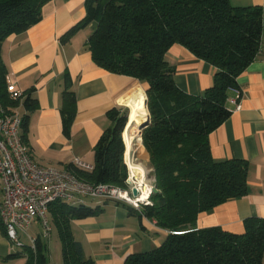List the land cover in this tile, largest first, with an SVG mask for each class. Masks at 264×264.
Instances as JSON below:
<instances>
[{"label":"trees","instance_id":"trees-1","mask_svg":"<svg viewBox=\"0 0 264 264\" xmlns=\"http://www.w3.org/2000/svg\"><path fill=\"white\" fill-rule=\"evenodd\" d=\"M47 1L0 0V52L9 35L41 20V7ZM84 9L82 20L62 34L61 42L93 23L86 41L93 61L111 73L140 81L150 116L140 139L157 192H151L149 203L139 210L130 206L128 210L140 222L153 221L165 236L156 248L127 255L123 264H261L264 219H244L240 233L218 226L196 227L200 213L247 192V162L215 161L208 135L230 115V91L238 90V76L258 54L261 7L234 6L230 0H84ZM175 43L216 68L213 84L200 95L185 93L174 82L176 67L168 62L166 52ZM7 72L0 53V108L12 112L22 107L25 141L29 113L38 105L35 89H10ZM63 82L60 118L62 133L69 137L76 96L67 73ZM125 110L108 112L111 124L93 148L91 169L75 164L65 169L89 183L127 188ZM85 199L74 204L56 200L48 207L49 222L61 242L62 264H95L74 239L71 221L101 214L109 201L122 204L104 199L101 207ZM22 248L27 264H48L47 245L39 235L33 249Z\"/></svg>","mask_w":264,"mask_h":264},{"label":"crops","instance_id":"crops-1","mask_svg":"<svg viewBox=\"0 0 264 264\" xmlns=\"http://www.w3.org/2000/svg\"><path fill=\"white\" fill-rule=\"evenodd\" d=\"M230 3L261 7L260 48L256 58L237 78L240 108L236 110L227 103L230 115L210 132L208 142L215 161L247 162V192L200 213L196 227L218 226L240 233L244 219H264V0H230ZM41 14L38 23L9 35L2 42L0 52L7 67L9 88L19 92L35 89L38 105L29 113L25 142L39 165L65 169L79 160L91 167L93 148L111 124L108 112L126 106L131 110L136 102L145 99V92L140 81L111 73L93 61L86 45L89 36L86 29L61 42L62 34L84 17V0H48L41 7ZM166 59L175 65L174 82L183 92L200 95L213 84L216 68L196 58L182 45H171ZM65 73L76 96L69 137L62 133L60 118ZM234 95L235 91H230L229 96ZM17 111L24 113L22 107ZM145 156L147 159V152ZM105 205L109 207L106 213L71 221L74 239L82 244L85 254L95 264H123L127 255L150 251L163 241L165 232L156 228L153 221L140 222L135 212H129L123 204L109 201ZM15 253L17 256H12ZM0 264H27L25 249L12 245L1 224ZM261 264H264V251Z\"/></svg>","mask_w":264,"mask_h":264},{"label":"built area","instance_id":"built-area-1","mask_svg":"<svg viewBox=\"0 0 264 264\" xmlns=\"http://www.w3.org/2000/svg\"><path fill=\"white\" fill-rule=\"evenodd\" d=\"M234 91L235 95L229 97L227 103L238 110L240 94L239 90ZM21 119L17 109L6 112L0 108V222L14 247L25 245L20 239L22 233L34 248L35 237L28 232L33 221L40 223L43 233L50 232L48 207L56 200L74 204L84 198L110 199L135 210L149 203L148 198L144 202L136 201L137 197L131 194V187L135 185L127 180V188L93 184L66 169L39 165L22 138ZM75 165L91 169L79 160Z\"/></svg>","mask_w":264,"mask_h":264},{"label":"bare ground","instance_id":"bare-ground-1","mask_svg":"<svg viewBox=\"0 0 264 264\" xmlns=\"http://www.w3.org/2000/svg\"><path fill=\"white\" fill-rule=\"evenodd\" d=\"M128 107V106H127ZM129 109V119L123 130V139L126 145L125 157L128 163L129 176L127 181L137 187L139 195L138 202H143L149 197L151 187L146 178V172L141 163L133 161V155L144 153L139 135V125H141L148 117L145 105V99L142 98ZM144 155V154H142Z\"/></svg>","mask_w":264,"mask_h":264},{"label":"rangeland","instance_id":"rangeland-1","mask_svg":"<svg viewBox=\"0 0 264 264\" xmlns=\"http://www.w3.org/2000/svg\"><path fill=\"white\" fill-rule=\"evenodd\" d=\"M83 29H86L87 31H85V32H89V34H90L94 29V24L93 23L89 24L86 27H84ZM141 87L143 88V86H141ZM125 109H126L125 111L127 112L126 107H125ZM140 138H141V132H140ZM141 143H142V141H141ZM144 151H145V149H144ZM142 154H144V155H142ZM145 155H146V152L141 153V154L135 153L133 155V161L139 162L142 164V166L144 167L145 172H146V178L148 180V184L150 187H152L153 186L152 184L154 183V178L151 175V169L149 168V165H148V158L146 159ZM124 162H125L126 167H127V179H128V176L130 175L128 163L126 162V159H124ZM85 200H86V203H88V204H95L98 201L100 203L101 207L104 205L103 204L104 199L86 198ZM110 204H112V203H110ZM122 204H124L123 206L126 205L125 203H122ZM126 207H128V205H126ZM108 210H109L108 205H104L103 213H106ZM48 217H49V215H48ZM131 219H133V218H131ZM134 221H136V220H134ZM28 232L30 233V235H32L34 237L36 235H39L41 240L47 244L46 257H47L48 264H62L61 242L59 240V236H58V232H57L56 228L51 223H50V232L47 234L43 233L42 228L40 226V223L37 221L33 222V224L31 226H29ZM74 233L77 237H79V238L81 237L79 235L77 229H75V228H74ZM20 239L23 241V243L25 245H29V240L25 234L20 233Z\"/></svg>","mask_w":264,"mask_h":264},{"label":"water","instance_id":"water-1","mask_svg":"<svg viewBox=\"0 0 264 264\" xmlns=\"http://www.w3.org/2000/svg\"><path fill=\"white\" fill-rule=\"evenodd\" d=\"M126 108H127V112H126V121H125V125L127 124V122H128V119H129V109H128V107L126 106ZM149 122H150V116H149V114H148V117H147V119L141 124V125H139V135H140V132H141V130L144 128V127H146L148 124H149ZM125 127V126H124ZM123 130H124V128H123ZM151 192H157V189H156V187L155 186H153L152 188H151ZM131 194L133 195V196H135V197H137L138 195H139V190L137 189V187L136 186H132L131 187ZM144 202V201H143Z\"/></svg>","mask_w":264,"mask_h":264}]
</instances>
